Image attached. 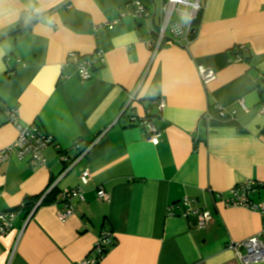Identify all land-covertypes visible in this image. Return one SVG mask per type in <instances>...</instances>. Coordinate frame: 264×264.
<instances>
[{
    "label": "crops",
    "instance_id": "crops-1",
    "mask_svg": "<svg viewBox=\"0 0 264 264\" xmlns=\"http://www.w3.org/2000/svg\"><path fill=\"white\" fill-rule=\"evenodd\" d=\"M133 1L0 0V151L18 134L5 120L8 109L54 140L43 166L19 159L15 149L0 165V210L17 213L0 239V264H79L108 228L116 241L101 264H241L228 245L264 230L259 212L224 203L244 180L264 184V0H203L188 48L164 44L153 59L147 22L122 16ZM140 1L159 18L165 0ZM238 45L248 46L247 62H236ZM97 52L104 61L87 81L77 67H61L70 54ZM202 65L216 73L205 84ZM148 68L134 112L157 118L158 145L129 123L130 111L120 115ZM160 98L162 114L154 104ZM219 107L235 111V120L221 119ZM207 110L210 125L202 121ZM79 145L91 148L67 171ZM74 187L84 200H72L69 218L61 216L62 198L30 218L33 208L22 207L48 188L61 195ZM250 197L264 201V190ZM185 198L193 210L211 212L205 227H197V215L183 216ZM171 205L177 216H169Z\"/></svg>",
    "mask_w": 264,
    "mask_h": 264
},
{
    "label": "built area",
    "instance_id": "built-area-1",
    "mask_svg": "<svg viewBox=\"0 0 264 264\" xmlns=\"http://www.w3.org/2000/svg\"><path fill=\"white\" fill-rule=\"evenodd\" d=\"M129 10L124 12L122 15L132 16L136 21L144 20L149 26L150 39L146 41L150 50H152V59L156 57L160 49L164 44H170L173 46H179L182 48H188V46L193 41L194 34H196L199 26V20L203 14V0H165L160 9V16L157 19L156 13L150 12L146 5L140 0H135L128 4ZM157 19V20H156ZM118 21H112V23H101L95 28L100 30V28H105L111 26L112 24H117ZM236 62H247V55L249 53L248 46L238 45L235 50ZM99 63L104 61L103 53L97 52L94 57H88V59L81 58L77 54H70L66 61L63 62L61 67H66L68 65H73L77 67V72L81 79L87 81L91 79L92 71L95 67V62ZM144 73L140 80V83L136 87V90L130 93L126 104L124 105L121 116H126V113L130 111L128 116L129 123L131 125H137L144 128L146 139L153 145H158L162 141V129L157 125V118H153L150 111L146 112L144 116H138L134 112L135 105L138 103L140 88L146 79L148 72ZM198 74H200L202 82L208 83L215 79L216 73L210 68L205 66H199L197 68ZM156 104L157 112L162 114L166 107V100L160 98L154 100ZM244 107V102L241 101ZM219 110V117L226 120H235L236 112H227L223 108H217ZM264 111V109H263ZM5 120L7 123L15 126L18 134L16 141L13 146L4 148L0 151V165L5 163L13 153V149L17 151V157L21 160H29L33 165L45 164V156H43V151L54 143L53 137L48 135L42 129L39 128L35 123L23 124L19 119L18 108L8 109L3 112ZM214 120L212 113L207 110L202 117V121L210 125V122ZM79 149L81 145L77 146ZM91 145L81 147L80 157L76 158L75 162L68 165V170L74 168V166L82 159L86 153L90 150ZM63 161L67 162L68 157H63ZM81 182L83 185H87L91 182L90 170L85 168L81 173ZM258 188L264 190V184L256 182L254 180H244V182L238 183L234 186L230 192L229 197L224 200V203L228 207H242L249 210L259 212L264 216V201L255 203L251 200V194L257 191ZM48 190H51L48 189ZM61 198L65 205L64 211L61 216L63 218H69L70 215L74 213V206L72 205V200L77 198L80 201L84 200V192L80 187H74L69 189H64L61 191ZM98 197L101 200L107 201L109 199V193L103 189L98 190ZM43 198L37 201L30 212L29 218L32 216L34 211L41 207V202ZM192 201L184 199L183 206V216L197 215V227H205L209 221L212 219V214L210 211L204 210H193L190 207ZM176 205H171L168 209L169 216H177L174 212ZM17 213L14 210L1 211L0 210V239L8 236L10 231L14 228L16 222ZM115 235L111 229H104L101 234L97 237L96 243L91 249V257L85 258L79 264H101L107 254L106 251L109 246L115 243ZM234 253L236 254L237 260L241 264H251L260 263L264 261V230L257 236L247 238V240L242 242H231L228 245Z\"/></svg>",
    "mask_w": 264,
    "mask_h": 264
},
{
    "label": "trees",
    "instance_id": "trees-1",
    "mask_svg": "<svg viewBox=\"0 0 264 264\" xmlns=\"http://www.w3.org/2000/svg\"><path fill=\"white\" fill-rule=\"evenodd\" d=\"M201 17H202V15H201ZM201 17H200V20H201ZM200 20L198 22L199 25H200ZM195 35L196 34H194L193 40L196 37ZM247 59H248V57H247ZM48 189L45 190L43 194L36 196V197H31V199H28L27 202L22 205V207H27V208L31 209V208H33V204H35L37 201L41 200L42 198H43V200H42L40 206L51 205V204H55L57 202H60V198H61L60 193L57 190H55L54 188L51 190H48Z\"/></svg>",
    "mask_w": 264,
    "mask_h": 264
}]
</instances>
